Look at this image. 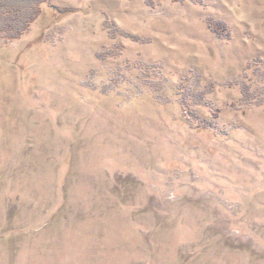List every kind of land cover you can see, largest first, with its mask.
<instances>
[{"label":"rangeland","instance_id":"rangeland-1","mask_svg":"<svg viewBox=\"0 0 264 264\" xmlns=\"http://www.w3.org/2000/svg\"><path fill=\"white\" fill-rule=\"evenodd\" d=\"M0 264H264V0H0Z\"/></svg>","mask_w":264,"mask_h":264},{"label":"trees","instance_id":"trees-1","mask_svg":"<svg viewBox=\"0 0 264 264\" xmlns=\"http://www.w3.org/2000/svg\"><path fill=\"white\" fill-rule=\"evenodd\" d=\"M46 0H38V4L41 5V3L45 2ZM41 13V8L38 7L30 12H28V14L26 15L25 18H23V20H21L20 25L13 26L11 23L7 25V28L13 30L12 32V36L13 37H19L21 36L24 31L27 29V27L29 26L30 22L34 21L36 19V17L38 15H40ZM211 27L217 31L219 34H222L223 31L226 28V25L222 22H211Z\"/></svg>","mask_w":264,"mask_h":264}]
</instances>
